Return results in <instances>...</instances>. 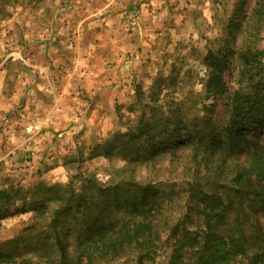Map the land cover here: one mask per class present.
Returning <instances> with one entry per match:
<instances>
[{
	"label": "rangeland",
	"instance_id": "obj_1",
	"mask_svg": "<svg viewBox=\"0 0 264 264\" xmlns=\"http://www.w3.org/2000/svg\"><path fill=\"white\" fill-rule=\"evenodd\" d=\"M254 2L0 0V208L7 210L0 264L60 261L45 226L52 219L66 227L57 232L70 258L74 232L100 217H122L117 196L142 195L138 186L127 189L129 179L149 187L148 203L158 202L168 223L189 217L191 236L200 223L189 183L201 193L237 196L246 155L210 147L241 70L236 50L257 51L264 67V20L248 22ZM221 49L228 51L226 88L206 98L203 58ZM176 132L188 138L150 152L151 142ZM252 133L264 147L263 129ZM236 202L248 257L256 253L264 264V204L246 193ZM40 203L47 205L43 219L34 211ZM164 256L103 264H164ZM239 259L227 264L248 263Z\"/></svg>",
	"mask_w": 264,
	"mask_h": 264
},
{
	"label": "trees",
	"instance_id": "obj_2",
	"mask_svg": "<svg viewBox=\"0 0 264 264\" xmlns=\"http://www.w3.org/2000/svg\"><path fill=\"white\" fill-rule=\"evenodd\" d=\"M263 20L264 0H255L248 22L254 21L255 24L256 21ZM227 53L228 51L221 49L215 53L208 52L203 58L207 70L204 83L206 98L215 94L222 95L226 88L223 72L227 64ZM236 53L240 59L241 70L233 89L227 95L223 125L215 138L216 142L210 148L215 149L219 144L217 148L220 151L227 150L231 153V149L238 147L240 151L237 153L246 155V165L239 168L234 180L240 187L237 196L230 198L227 195L221 197L215 192L201 193L198 192V187L189 183V193L194 198L191 209L200 223L199 231L191 236L185 227L189 217L180 215L168 223L166 218L162 219L161 207H157L159 203H148L145 192L149 187L139 186L129 179L126 185L130 188L127 189L138 186L136 189L143 191L142 195L139 198L135 196L120 200L117 196L113 201L116 205L122 202V217L99 223L104 220L100 217L92 225H85L79 232H74L77 234L74 238L76 245L70 258L64 252L63 243L58 236L59 231L57 232L58 227L60 230L66 227H61V222L57 219L46 223L47 230L52 233L56 245L61 249L60 261L54 263L46 260L47 264H103L131 254H136L139 263L145 259L153 261L159 254H164V264H227L237 257L248 260L247 264H258L256 253L248 257L252 246L247 245L244 222L235 208L240 204L236 199L241 197V193L250 194L264 204V147L252 135V131L257 128L264 132V67L259 62L257 51L252 52L247 46H239ZM182 122V119H178L174 124L176 126ZM178 133L168 135L156 144L151 142L148 147L150 152H154L157 146L177 144L188 138V135L181 136ZM203 138L200 140L203 141ZM225 145L228 147H224ZM34 211L39 219H43L47 205L40 203ZM5 212L0 208V216L5 215ZM157 221L168 224L167 231L160 232L162 229ZM164 232L165 237H160ZM19 264L32 263L21 261Z\"/></svg>",
	"mask_w": 264,
	"mask_h": 264
}]
</instances>
